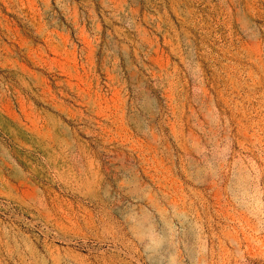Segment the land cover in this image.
I'll return each instance as SVG.
<instances>
[{"label": "rangeland", "instance_id": "374dc122", "mask_svg": "<svg viewBox=\"0 0 264 264\" xmlns=\"http://www.w3.org/2000/svg\"><path fill=\"white\" fill-rule=\"evenodd\" d=\"M0 264H264V0H0Z\"/></svg>", "mask_w": 264, "mask_h": 264}]
</instances>
